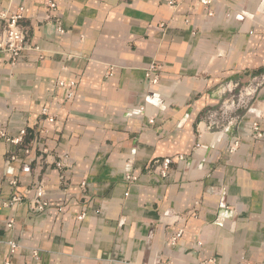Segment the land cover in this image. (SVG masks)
<instances>
[{"label": "crops", "instance_id": "crops-1", "mask_svg": "<svg viewBox=\"0 0 264 264\" xmlns=\"http://www.w3.org/2000/svg\"><path fill=\"white\" fill-rule=\"evenodd\" d=\"M53 1L63 33L48 0H0L31 47L0 52V264L9 240L12 264H264V0Z\"/></svg>", "mask_w": 264, "mask_h": 264}, {"label": "built area", "instance_id": "built-area-1", "mask_svg": "<svg viewBox=\"0 0 264 264\" xmlns=\"http://www.w3.org/2000/svg\"><path fill=\"white\" fill-rule=\"evenodd\" d=\"M198 2L206 9L207 16L214 15L213 6L216 0H198ZM46 7L48 12L47 19L53 20L58 31L63 33L64 29L61 26V21L56 17V15H54V12L56 11V3L53 0H48ZM23 11L24 8L20 7L15 13L9 14L7 11L0 12V52H6L9 55V63L12 66L16 64L17 59L25 50L31 49L30 44L28 42L27 31L25 27L22 25ZM34 49L39 51L38 47H34ZM156 69H157L156 64H152L146 70L145 73V77L149 80L150 84L153 85H157L159 82V74L155 71ZM109 74H111V68ZM57 84L59 87L66 88L67 100H71L74 97L75 89L77 87V82L75 80L70 79L65 81L63 79H60L58 80ZM42 114L47 115L46 109L42 110ZM54 117L55 116L52 115L49 116L47 119L50 122H53ZM254 130L256 131V133L253 136L255 138L261 137L262 134L258 126H255ZM0 137L9 139L6 136V134L3 132H0ZM239 145H240V139L238 137H233L232 140L228 143L229 153H234ZM25 152L28 153V149H26ZM67 159H68L67 154H63L62 156L58 157V159L55 162L56 168L60 171L59 180L61 181L64 180L63 172L67 167L66 166ZM9 160L15 161L17 160V157L15 156V154H10ZM185 160L186 158L184 155H178L177 157L178 162ZM173 162H174L173 159L170 157L155 159L152 161V163L148 166L147 169L148 172L157 173L162 177H166ZM125 180L127 181L128 184H131L137 180V177L127 173L125 175ZM15 183L16 182L14 180L11 181L12 185H14ZM31 189L34 191V195L30 199L31 212H33L34 214L44 212L48 208L49 202L46 198H44L42 183L38 182L34 184ZM20 200L21 198L19 196L13 195L7 204L12 206L13 204L19 202ZM220 207L224 209H228V207L222 203H220ZM13 223L14 220L12 218H9L6 222V227L12 228ZM180 235H181V231H179L174 236V240L178 238ZM7 244H8V255L4 259L3 264H12V258L16 252V249L18 248V244L17 242H15V240H9ZM34 255L37 256L36 253ZM209 262L213 264L214 260L211 259L209 260Z\"/></svg>", "mask_w": 264, "mask_h": 264}]
</instances>
